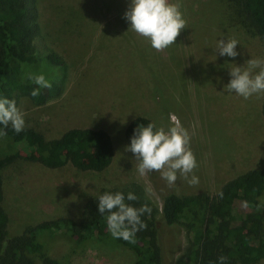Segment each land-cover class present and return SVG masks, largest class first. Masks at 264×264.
I'll list each match as a JSON object with an SVG mask.
<instances>
[{"label": "rangeland", "instance_id": "obj_1", "mask_svg": "<svg viewBox=\"0 0 264 264\" xmlns=\"http://www.w3.org/2000/svg\"><path fill=\"white\" fill-rule=\"evenodd\" d=\"M170 2L180 4L188 27L181 30L175 44L157 51L124 18L131 0H36L35 53L53 52L64 66L44 59L38 69L25 68L26 72L30 67L32 76L44 74L62 87L59 95L39 105L25 96L18 98L26 127L46 139L73 127L101 128L110 137L113 156L101 171L70 165L49 169L34 161L15 160L4 171L2 182L1 203L9 235L42 220L77 218L83 203L101 189L135 182L159 208L168 192L215 195L225 181L264 166V93L245 100L224 89L233 64L264 60V43L244 26L243 15H237L238 21L233 20L235 16L229 20L216 0ZM221 37L239 42L236 57L219 55L215 46ZM137 115L165 129L172 116L181 121L191 135L198 185L191 186L178 175L169 187L159 172L139 175L138 161L125 150L124 136L125 126ZM12 149V141L0 137V157ZM259 199L264 201V189ZM236 207L242 209L240 203ZM156 218L163 264H173L185 247V233L179 226L180 250H171L170 229L159 214ZM42 242L46 255L60 264L131 262L130 254L110 241L76 245L59 232ZM32 264H42L41 259L33 257Z\"/></svg>", "mask_w": 264, "mask_h": 264}, {"label": "trees", "instance_id": "obj_2", "mask_svg": "<svg viewBox=\"0 0 264 264\" xmlns=\"http://www.w3.org/2000/svg\"><path fill=\"white\" fill-rule=\"evenodd\" d=\"M224 15L237 20L244 16V26L264 43V0H216ZM238 21V20H237ZM242 21V22H243ZM38 33L36 0H0V97L14 100L27 97L39 105L61 92V85L52 81L50 89H41L38 97L30 92L37 87L25 68L46 59L52 65L64 66V61L53 52L38 56L34 39ZM261 112L264 119V96ZM151 122L137 115L124 128L126 144H130L137 125ZM3 128V125H0ZM13 149L0 157V264H32L39 257L42 264H60L46 255L45 237L59 232L68 235L76 245L90 240L110 241L131 256L130 264H163L158 238L157 214L170 229V249L180 250L179 231L185 233V247L176 255L173 264H219L218 257H227L226 264H256L264 261V166L246 170L225 181L215 195L205 192L177 194L168 192L161 198L158 208L135 182L120 187L101 189L88 198L77 218L59 216L25 226L15 235L7 232V214L2 207L4 171L17 159H26L53 169L65 165L81 170L101 171L111 162L113 147L107 132L101 128L73 127L59 136L46 139L39 132L26 127L15 133L11 125L5 129ZM104 192H129L139 199L127 201L134 207L147 203L151 213L141 219L147 228L138 231L135 243L115 239L107 228L108 213L98 211V196ZM240 203L242 209H237ZM181 227V229L179 228Z\"/></svg>", "mask_w": 264, "mask_h": 264}, {"label": "clouds", "instance_id": "obj_3", "mask_svg": "<svg viewBox=\"0 0 264 264\" xmlns=\"http://www.w3.org/2000/svg\"><path fill=\"white\" fill-rule=\"evenodd\" d=\"M180 7L179 3L170 0H131L124 18L130 22L134 32L148 38L151 47L161 51L175 44L181 30L188 27ZM238 44L235 38L221 37L217 39L215 49L220 56L234 58L238 55ZM229 74L231 79L224 85L227 93H235L245 100L264 93V60L251 58L243 66L233 64ZM29 79L37 85L30 92L33 97H38L41 89L52 87V81L44 74L29 76ZM0 125H3L0 137L7 135L5 129L9 125L15 133H20L26 127L25 113L14 100L7 97H0ZM190 139L189 131L176 116H172L167 129L152 122L137 125L125 150L131 151L138 161L140 176L159 172L161 178L172 187L179 175L189 185L195 186L199 184V178L193 173L198 164L190 148ZM126 199L135 201L139 198L132 192L127 197L122 192H104L98 196V211L102 215L108 213L107 228L113 238L135 243L136 233L147 228L141 217L145 213L150 214L151 208L147 203L134 207L126 203ZM218 261L219 264H226L227 257L220 256Z\"/></svg>", "mask_w": 264, "mask_h": 264}]
</instances>
